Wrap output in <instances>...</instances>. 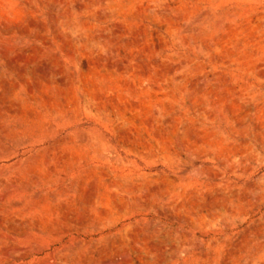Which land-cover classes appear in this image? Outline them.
I'll return each mask as SVG.
<instances>
[{"label": "rangeland", "instance_id": "1", "mask_svg": "<svg viewBox=\"0 0 264 264\" xmlns=\"http://www.w3.org/2000/svg\"><path fill=\"white\" fill-rule=\"evenodd\" d=\"M0 264H264V0H0Z\"/></svg>", "mask_w": 264, "mask_h": 264}, {"label": "bare ground", "instance_id": "2", "mask_svg": "<svg viewBox=\"0 0 264 264\" xmlns=\"http://www.w3.org/2000/svg\"><path fill=\"white\" fill-rule=\"evenodd\" d=\"M88 102V101H87ZM18 140V139H17Z\"/></svg>", "mask_w": 264, "mask_h": 264}]
</instances>
